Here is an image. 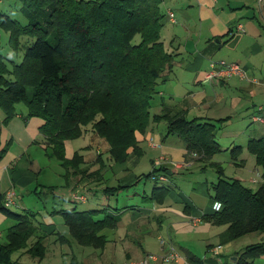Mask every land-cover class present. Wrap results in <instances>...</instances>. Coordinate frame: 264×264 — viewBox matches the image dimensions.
<instances>
[{"label":"crops","instance_id":"1","mask_svg":"<svg viewBox=\"0 0 264 264\" xmlns=\"http://www.w3.org/2000/svg\"><path fill=\"white\" fill-rule=\"evenodd\" d=\"M161 6L165 14L161 39L172 60L151 100V115H184L189 121L213 124L221 151L209 160L193 156L188 143L170 133L168 119L162 118L152 120L145 133L137 132L138 147L130 148L124 161L115 162L109 142L88 125L79 138L66 140V156L83 157L82 169L74 175V169L67 170L55 157L42 134V118L28 117L27 107L18 105V114L5 123L0 108V139L2 146L9 147L0 162V188L4 193L16 192L20 212L36 215V236H41L45 247L42 260L25 255L24 262L40 264L50 252L54 264H123L175 249L181 258L168 264H242L239 257L246 247L264 241L261 232L254 243L240 244L249 233L225 240L228 225L214 221L222 204L216 205L211 197L219 179L214 164L247 186L260 175L256 156L247 147L250 140L264 137V0H161ZM220 60L239 63L247 78L220 73L208 79L213 66L220 69L216 63ZM80 139L82 145L77 144ZM151 139L158 145H151ZM236 146L242 150L235 158ZM155 168H164L167 180L140 178ZM156 185L169 191L152 200ZM118 186L117 194L104 193L106 187ZM45 190L58 199L53 207L35 202L43 201ZM75 190L86 193L84 203L92 204L93 194L101 193L108 205L84 210L106 209L117 219L114 227L100 232L106 238L103 247L79 244L71 235L63 214L73 208L84 211L78 206L81 203L72 200ZM104 213L100 211L97 218L103 219ZM14 224L0 212V240L6 239L7 229ZM247 261L264 264V254Z\"/></svg>","mask_w":264,"mask_h":264},{"label":"trees","instance_id":"2","mask_svg":"<svg viewBox=\"0 0 264 264\" xmlns=\"http://www.w3.org/2000/svg\"><path fill=\"white\" fill-rule=\"evenodd\" d=\"M20 1L27 25L0 12V29L9 34L16 52H22L21 62L12 61V68L0 54V108L6 114L5 123L18 114L20 103L26 105L28 117L42 118L41 132L64 168L74 169V175L82 169V155L66 156V140L79 138L88 125L109 142L110 158L115 162L124 161L128 150L138 147L137 132L145 133L152 120L162 118L168 119L170 133L188 143L190 154L209 160L221 151L213 137V124L189 121L184 115H151V100L172 60L161 39L165 17L161 0ZM137 35L139 42H135ZM8 148L0 139V162ZM247 148L256 156L260 170L257 189L227 177L220 164L213 165L219 179L211 197L222 204L214 221L228 225L227 241L264 233V137L250 140ZM241 150L236 146L234 157ZM163 171L155 168L140 178L151 179L152 174L167 177ZM119 190V186L106 187L104 193ZM168 191L166 186L156 185L150 198L158 200ZM5 195L0 188V212L15 224L0 241V264H35L22 257L42 260L45 256L41 236H36V215L13 211L5 205ZM100 211L105 212L103 219L97 218ZM63 216L79 244L97 248L106 244L100 232L117 223L106 209L73 208ZM34 236L38 239L31 244ZM16 253L21 254L14 257ZM263 254L264 241L248 245L239 258L242 264H249L248 259Z\"/></svg>","mask_w":264,"mask_h":264},{"label":"rangeland","instance_id":"3","mask_svg":"<svg viewBox=\"0 0 264 264\" xmlns=\"http://www.w3.org/2000/svg\"><path fill=\"white\" fill-rule=\"evenodd\" d=\"M0 12H5L6 14L10 15L13 19L18 20L22 25H27L29 23L28 18L24 15V12L22 10V3L20 0H2L0 1ZM140 36L137 35L135 37V42H139L140 41ZM0 41H1V52L0 54L6 59V61L8 62V65L12 66L15 65V62L20 63L21 59H22V52L17 51V49L11 45L10 43V39H9V34L4 30V29H0ZM22 43L25 42L24 39H22L21 41ZM20 52V53H19ZM1 56V57H2ZM1 59V58H0ZM15 61V62H12ZM19 105L22 106V108H24V106H26L24 103H20ZM83 144L84 140L80 139L77 141V144ZM53 162L54 164H58L57 160L53 157ZM228 172L230 174H234L233 170H228ZM257 177L253 178V179H257ZM253 179H251V183L249 186H251L254 189H257L259 187V184L257 182H253ZM149 180V179H147ZM259 180V179H258ZM147 182H151V181H147ZM91 192H89L90 194ZM90 196H92V194H90ZM94 198L93 203L95 204H100V205H104V207H106L108 205L107 201H105V198H103L104 196L101 193H97L96 196L93 194L92 196ZM41 198L43 199V201L39 202V200H36L35 202L38 203V205L43 204L44 203L47 206L53 207V203L54 201L58 202V199H54L52 192L50 190H45L43 191ZM40 203V204H39ZM106 203V204H105ZM92 204V201L90 203H81L78 204L80 209H89L91 207H97V205ZM109 204L111 205L110 207L113 209L112 206H114V201L113 199L109 201ZM106 205V206H105ZM32 208L37 209L35 206H33ZM10 209H12L13 211H19L18 207L16 205H13L10 207ZM5 232V229L3 230ZM259 234V233H258ZM259 236L257 235V232L255 233H249L246 237L241 238L239 240L240 244H246L249 242L254 243L253 241H256L255 238ZM5 237L1 238L0 241H2ZM4 241V240H3ZM53 252V249H52ZM18 253L14 254V257L17 255ZM50 254V252H49ZM45 258L44 261H42L40 264H54L55 262V257L53 258V254H50ZM235 257V256H233ZM26 261H32L30 259V257H27Z\"/></svg>","mask_w":264,"mask_h":264},{"label":"built area","instance_id":"4","mask_svg":"<svg viewBox=\"0 0 264 264\" xmlns=\"http://www.w3.org/2000/svg\"><path fill=\"white\" fill-rule=\"evenodd\" d=\"M2 1V0H0ZM173 17V14L170 15ZM241 30H243V27L240 25ZM218 66H220V69L218 67L213 66V69L208 72L207 78H215L220 73H224L227 76L236 75L239 76L241 79L247 78L246 71L241 67V65L237 62H228L226 60H220L216 62ZM151 145L155 146L158 145V143H155L153 139H151L150 142ZM193 156H197L194 154ZM261 176L259 175L257 179H253V182H258ZM152 180H167V177L164 175H158L152 174L151 176ZM72 200L76 203H84L88 200V196L86 193L81 191H73L72 192ZM17 201V194L14 190H9L5 195V205L7 207H11L13 205H16ZM218 203L216 202V205ZM181 258L180 254L175 250H171V252L167 254H157V253H149L146 256H144L142 259L139 260H127L123 264H151V262H160V263H172Z\"/></svg>","mask_w":264,"mask_h":264}]
</instances>
